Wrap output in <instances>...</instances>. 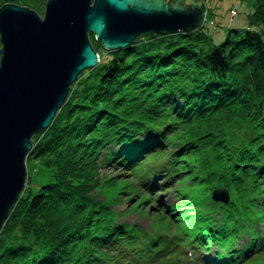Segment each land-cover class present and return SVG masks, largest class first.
Masks as SVG:
<instances>
[{
  "label": "trees",
  "instance_id": "obj_1",
  "mask_svg": "<svg viewBox=\"0 0 264 264\" xmlns=\"http://www.w3.org/2000/svg\"><path fill=\"white\" fill-rule=\"evenodd\" d=\"M47 1L0 0V7L44 14ZM252 1L248 23L260 28L233 26L219 44L204 30L207 19L190 32L141 35L113 51L90 35L104 55L32 138L27 163L45 173L39 186L29 175L0 231V264H155L187 249L215 256L204 264L264 261V0ZM219 117L249 121L247 138L217 144L219 126L210 121ZM123 167L145 183L137 206L161 176L182 184V204L160 209L175 223L172 234L149 236L120 222L100 199L124 182L108 170ZM223 188L226 203L212 196Z\"/></svg>",
  "mask_w": 264,
  "mask_h": 264
},
{
  "label": "water",
  "instance_id": "obj_2",
  "mask_svg": "<svg viewBox=\"0 0 264 264\" xmlns=\"http://www.w3.org/2000/svg\"><path fill=\"white\" fill-rule=\"evenodd\" d=\"M203 17L202 8L172 0H48L43 16L0 7V231L25 189L33 136L51 125L81 73L100 63L90 34L113 51L141 35L190 32ZM213 196L230 198L225 188Z\"/></svg>",
  "mask_w": 264,
  "mask_h": 264
},
{
  "label": "rangeland",
  "instance_id": "obj_3",
  "mask_svg": "<svg viewBox=\"0 0 264 264\" xmlns=\"http://www.w3.org/2000/svg\"><path fill=\"white\" fill-rule=\"evenodd\" d=\"M173 5L177 3H183L185 6L192 5L194 7H200L204 5L206 10L204 12V30L207 31L208 34L212 36V40L214 43L219 44L221 43L228 31L229 28L233 26L237 27H252L254 29H259V26H254L248 23V16L253 12V1L252 0H172ZM202 8V7H200ZM236 13V14H235ZM42 16L44 14H41ZM93 36L94 34H90ZM91 42L92 39L90 38ZM93 45V43H92ZM2 47V45H1ZM108 49H106L107 51ZM97 54L99 56L104 55L105 49H101L98 47L96 49ZM100 60V58H99ZM90 69V68H89ZM89 69H86L88 71ZM74 85V84H73ZM229 119V118H228ZM230 120V119H229ZM217 121V122H216ZM217 123V124H216ZM249 121H234V124H226L225 122H220L219 120H211L210 124H216L219 126V131L215 133L213 136L217 140V144H225L227 141L229 144H235L242 142L244 139L247 138L246 134V125L248 126ZM245 129V130H244ZM221 134L227 136L228 139H225ZM223 137V138H222ZM170 154V149H168L167 155ZM148 165H149V161ZM151 164V163H150ZM27 184H28V177L29 175L32 177L33 182L36 186L41 184V176L45 173V169L43 166L38 164L35 161H30L27 163ZM109 173L116 172L121 176V184L115 186L114 189L111 191L104 189L101 192L103 194L100 196V199L104 200L106 203H109L111 206V211L113 212L114 216L120 222H125L131 225H136L140 228L141 231L147 233L149 236L151 235H161L165 234H172L174 231L175 223L169 217H165V213L162 215L160 209L162 207H166L168 211H173V206L178 204H182V200L178 197L176 190L181 188L180 182L176 180H172L170 182L169 179L161 176L157 182V184H161L158 187H155V190L150 192L149 199L144 202L142 205L137 206L136 202L140 199L141 193L137 192L136 190L144 189L145 183L142 180H137L130 169L120 168V169H113L112 171L109 169ZM178 179L183 180V177H179ZM138 182V186L134 187L133 185L125 186L126 183H134ZM152 186V184H150ZM125 190V193L117 194L120 189ZM148 189V188H146ZM116 195H115V192ZM130 191V192H128ZM148 191V190H147ZM140 193V194H137ZM100 194V195H101ZM134 194V195H133ZM113 196H115V200H113ZM213 196V193H212ZM131 197V198H130ZM130 198V199H129ZM213 198V197H212ZM136 203V204H134ZM181 211H175L174 218L179 217ZM183 225H181L182 227ZM258 227L260 231L261 228ZM259 236H261L259 234ZM264 251V245L262 246V250ZM255 252V251H254ZM253 252V253H254ZM260 256L258 253L252 254L253 256ZM210 257H207L203 252L200 251L198 256H194L192 250L187 251H174L169 255L168 260L166 259L164 262H159L155 264H204L205 261L209 259H215L213 254H209ZM264 261L257 260L255 263L248 262L246 264H263Z\"/></svg>",
  "mask_w": 264,
  "mask_h": 264
},
{
  "label": "bare ground",
  "instance_id": "obj_4",
  "mask_svg": "<svg viewBox=\"0 0 264 264\" xmlns=\"http://www.w3.org/2000/svg\"><path fill=\"white\" fill-rule=\"evenodd\" d=\"M98 57H100V56H98Z\"/></svg>",
  "mask_w": 264,
  "mask_h": 264
},
{
  "label": "clouds",
  "instance_id": "obj_5",
  "mask_svg": "<svg viewBox=\"0 0 264 264\" xmlns=\"http://www.w3.org/2000/svg\"><path fill=\"white\" fill-rule=\"evenodd\" d=\"M98 56H99V54H98Z\"/></svg>",
  "mask_w": 264,
  "mask_h": 264
}]
</instances>
